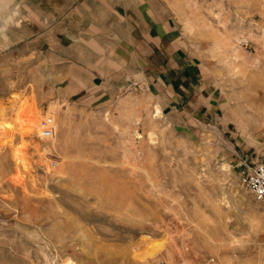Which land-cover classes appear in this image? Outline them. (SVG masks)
Wrapping results in <instances>:
<instances>
[{"label": "rangeland", "instance_id": "rangeland-1", "mask_svg": "<svg viewBox=\"0 0 264 264\" xmlns=\"http://www.w3.org/2000/svg\"><path fill=\"white\" fill-rule=\"evenodd\" d=\"M166 1L200 61L195 109L147 86H81L11 47L0 11V123L11 95L40 120L68 114L43 160L36 133L15 142L25 167L0 177V264H264V206L241 183L264 160V0Z\"/></svg>", "mask_w": 264, "mask_h": 264}, {"label": "crops", "instance_id": "crops-1", "mask_svg": "<svg viewBox=\"0 0 264 264\" xmlns=\"http://www.w3.org/2000/svg\"><path fill=\"white\" fill-rule=\"evenodd\" d=\"M15 8L10 46L66 64L81 86L151 87L164 108L199 102L200 61L166 0H20Z\"/></svg>", "mask_w": 264, "mask_h": 264}, {"label": "bare ground", "instance_id": "bare-ground-1", "mask_svg": "<svg viewBox=\"0 0 264 264\" xmlns=\"http://www.w3.org/2000/svg\"><path fill=\"white\" fill-rule=\"evenodd\" d=\"M9 1L12 0H0V11H2L3 14L5 13L6 22L9 17H12L9 12ZM11 97L13 99L11 103L4 108L2 107L3 109L1 108L3 110V113L1 114L4 117V121L7 122L2 123L3 125L0 123V177L9 176V179L16 183L21 178L22 171L25 167V161L21 156L20 147H16L15 145L16 140L23 141L25 140V137L32 138V135L36 133L37 137L40 139L39 143H37L36 149L42 150V152L39 153V157L43 160L45 156L53 154V152H55L58 148L63 149L62 143L57 140V128H60V131L65 133V125L67 124L68 114L65 113L59 115L60 125H57L53 117L57 115L58 109L56 106H51L49 108L50 110H48L47 113L50 114V117L42 120H51L54 133L50 138L44 139L40 133V123L42 120H40L41 115L38 107L33 105L32 108L28 110L30 113L26 114L24 108H22L23 104L19 100V97L17 95H11ZM160 114L161 110L159 106L154 105L152 118L159 117ZM3 117L1 118L3 119ZM133 121L138 124L140 119L139 117L134 116ZM135 134L137 135L138 133L135 132ZM85 159L90 160L91 157L89 156ZM46 168L45 173H50V170L48 169L49 167ZM85 196L87 197V195ZM49 242L53 243V241L48 240L47 243L49 244ZM69 260L70 258L67 256L63 259V264H69Z\"/></svg>", "mask_w": 264, "mask_h": 264}, {"label": "built area", "instance_id": "built-area-1", "mask_svg": "<svg viewBox=\"0 0 264 264\" xmlns=\"http://www.w3.org/2000/svg\"><path fill=\"white\" fill-rule=\"evenodd\" d=\"M40 133L44 139L50 138L53 133V126L50 119L42 120ZM57 162L51 160L50 166L55 167ZM242 185L264 206V160L257 163L242 177Z\"/></svg>", "mask_w": 264, "mask_h": 264}]
</instances>
